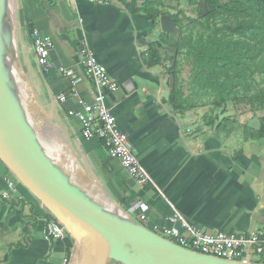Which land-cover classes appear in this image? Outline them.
Listing matches in <instances>:
<instances>
[{"label": "crops", "instance_id": "0c3cea01", "mask_svg": "<svg viewBox=\"0 0 264 264\" xmlns=\"http://www.w3.org/2000/svg\"><path fill=\"white\" fill-rule=\"evenodd\" d=\"M18 1L22 45L42 72L53 96V108L87 164L86 174L99 182L103 195L122 214L140 223V216L145 215L144 226L159 235L166 228L181 229L180 223L170 219L174 209L202 229L264 232L263 167L234 165L244 156L231 160L230 166L223 165L226 154L220 150L188 157L192 152L185 149L184 142L191 133L185 134L183 126L179 128L170 118L173 114L164 102L168 94L162 65L148 67L143 58L147 43L165 35L160 23L130 13L117 0H50L52 5L48 0ZM12 9L14 16V5ZM13 29L15 33L14 20ZM35 29L52 42L48 70L37 63L33 51ZM84 40L118 83L115 91L106 92V103L149 173L148 183H138L120 160L109 156L100 140L83 138L80 122L67 113L94 98V85L84 64ZM172 50L170 44L168 52ZM165 57L166 53L163 63ZM61 66L73 72V85L70 77L58 72ZM67 92L72 94L60 103L58 95ZM81 181L92 195L99 191ZM3 192L9 197L2 198ZM48 212L0 161V264H61L64 258L67 264L79 263L76 242L67 232L57 240L45 239Z\"/></svg>", "mask_w": 264, "mask_h": 264}, {"label": "trees", "instance_id": "16d2710c", "mask_svg": "<svg viewBox=\"0 0 264 264\" xmlns=\"http://www.w3.org/2000/svg\"><path fill=\"white\" fill-rule=\"evenodd\" d=\"M117 1L130 13L146 15L156 25L161 15L175 20L174 57L165 70L173 82L164 100L173 115L209 106L193 132L211 129L217 142L222 134L228 138L237 131L244 142L264 139V0H187L193 15L180 8L179 0L176 4L169 3L172 0ZM201 2L207 5L203 14L197 5ZM165 35L147 43L143 58L148 67L164 65L163 55L171 37ZM184 58L191 66L187 87L178 75ZM229 106L235 109L234 116L227 114ZM239 115L255 117L257 125L239 121ZM243 152L233 154L231 160Z\"/></svg>", "mask_w": 264, "mask_h": 264}, {"label": "water", "instance_id": "95a60500", "mask_svg": "<svg viewBox=\"0 0 264 264\" xmlns=\"http://www.w3.org/2000/svg\"><path fill=\"white\" fill-rule=\"evenodd\" d=\"M3 6L0 0V22ZM159 23L164 33L178 32L169 15H161ZM1 43L0 37V161L81 247L78 264H264L230 261L185 249L124 213L123 218L108 212L71 183L39 144L35 130L3 80Z\"/></svg>", "mask_w": 264, "mask_h": 264}, {"label": "built area", "instance_id": "2783aa9c", "mask_svg": "<svg viewBox=\"0 0 264 264\" xmlns=\"http://www.w3.org/2000/svg\"><path fill=\"white\" fill-rule=\"evenodd\" d=\"M87 1L107 3L109 0ZM51 48V39L41 37L38 30L35 29L33 31V49L37 63L44 70H48L52 66L49 60ZM82 51L86 72L94 85V98L89 102H81L79 110L69 109L68 115L75 117L80 122L83 138L100 140L109 156L120 160L122 166L138 183L150 182L149 173L134 154L131 142L127 135L119 129L116 117L106 103V92L115 91L118 87L117 81L96 59L85 40ZM58 72L70 77L73 85L74 74L70 69L61 66L58 68ZM71 94V92L60 93L57 100L62 103ZM9 187L11 188V185ZM1 196L2 198L9 197V193L3 192ZM170 219L180 223L181 229L175 226L166 228L160 236L185 249L230 261L264 263V232L262 230L235 234L223 230L202 229L190 223L175 209ZM140 220L141 223H137L142 226L147 223L145 215H141ZM65 233L64 226L49 212L46 220L45 239L57 240L62 238ZM67 262L68 260L64 258L61 264H67Z\"/></svg>", "mask_w": 264, "mask_h": 264}, {"label": "rangeland", "instance_id": "374dc122", "mask_svg": "<svg viewBox=\"0 0 264 264\" xmlns=\"http://www.w3.org/2000/svg\"><path fill=\"white\" fill-rule=\"evenodd\" d=\"M169 3L176 4L177 0H172V2L170 1ZM179 3L180 8L184 9L187 14L193 15L191 6L187 3V0H179ZM12 5H14L15 10L13 16V20L15 22V33L13 38V43L15 46V60L19 70V76L24 83V88L21 87V92L16 87V85L12 86V84H9L10 88L14 96L16 98L18 97L17 101L22 107L27 120H29L33 125V129L35 131L47 130V138H44L45 140L50 139L51 143H48L47 145L44 143V145L48 147L49 151L51 150L53 155L57 154L59 156L58 160L61 168L66 170L69 175L73 173L83 181L87 183L89 182L99 189L96 194L94 193V195H92L91 192L87 191L84 185V193L90 196L94 201H97V196L99 193L103 195L104 192L101 187L98 186L99 182L96 184L91 180L90 176L86 174V172L89 171L87 169V164H84L81 154L78 152L77 143L74 142V140H72L68 134H66L65 127L62 125L61 120L58 118L56 111L53 108V96L50 91H48L47 86L44 84L42 72H39L41 71L40 69L38 70L39 67L37 68L33 65L34 63L32 64L33 59L30 58L28 51L22 45L23 19L19 10V1L12 0ZM197 5L199 6V14H203L205 11H207V5L205 2L198 3ZM170 44H172V41H170ZM168 50L166 51V62L160 67L161 71L163 72L164 86L167 89V94L170 91L173 77L167 74L165 70L167 68L166 66L172 64L174 57L173 50L169 52ZM190 67V62L184 58L180 64L178 75L181 77L183 80V85L186 87V80L189 78ZM208 110L209 106H204L199 107L196 110L189 111L185 115L170 116V118L176 122L179 128L183 126V131L185 134L191 133V135L185 139L186 142H184L185 149L188 152H192L190 155H188V157L220 150L221 153L224 155L226 154V162L223 165L230 166L232 165L231 156L242 150L244 152L240 157H244L242 158L241 163H236L234 165L264 168V139L260 142H244L241 132L237 131L228 138L223 137L224 134H222V139L220 142H217L215 140H211L213 138L211 135V129L204 127L200 133L193 132L194 129L200 123H202L201 117L204 113H208ZM235 113V109L229 106L227 114L234 116ZM238 120H249L251 124L255 126L257 125V119L255 117L249 119L248 115H239ZM205 140L206 143L208 140L211 141L206 145L204 144ZM55 141L59 145H54ZM53 146L57 147L53 148ZM244 153H246V157ZM116 208L121 211L119 207L116 206ZM77 249L79 256H81V247L79 245H77Z\"/></svg>", "mask_w": 264, "mask_h": 264}, {"label": "bare ground", "instance_id": "6f19581e", "mask_svg": "<svg viewBox=\"0 0 264 264\" xmlns=\"http://www.w3.org/2000/svg\"><path fill=\"white\" fill-rule=\"evenodd\" d=\"M3 12H2V18L0 22L1 30H0V37H1V67L3 69L2 76L3 80L7 82L6 84H12V86L16 85V87L20 90L21 87L24 88V83L21 77L19 76V70L16 64L15 60V46L13 43L14 38V29H13V9H12V0H3ZM9 85V86H10ZM21 91V90H20ZM22 92V91H21ZM16 98V97H15ZM18 100V97L16 98ZM20 99V98H19ZM21 100V99H20ZM24 114V113H23ZM25 116V115H24ZM29 125L33 129V125L28 120ZM34 130V129H33ZM47 130L42 131H34L37 135V139L39 144L44 150H47V156L50 158L52 163L60 168L58 155H53L51 150H48V147L46 146L48 143H51L50 139L45 140L44 137L47 138ZM46 143V145H44ZM54 145H59L56 141L54 142ZM57 146H53V148H56ZM63 171V170H62ZM63 174L67 176L71 183L76 185L83 193H84V184L81 181V179L71 173L70 175L67 173L66 170L63 171ZM96 203L102 205L106 210L111 211L116 216L125 217L121 211L116 210L114 208V204L110 202L104 195L100 194L97 196ZM84 247L87 249V245L84 244ZM90 254V252H89ZM77 263V262H76Z\"/></svg>", "mask_w": 264, "mask_h": 264}]
</instances>
